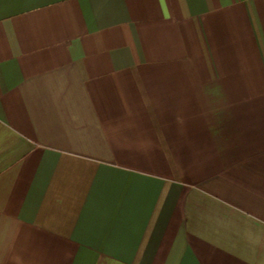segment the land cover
Masks as SVG:
<instances>
[{
	"label": "crops",
	"instance_id": "0c3cea01",
	"mask_svg": "<svg viewBox=\"0 0 264 264\" xmlns=\"http://www.w3.org/2000/svg\"><path fill=\"white\" fill-rule=\"evenodd\" d=\"M0 264H264V0H0Z\"/></svg>",
	"mask_w": 264,
	"mask_h": 264
}]
</instances>
